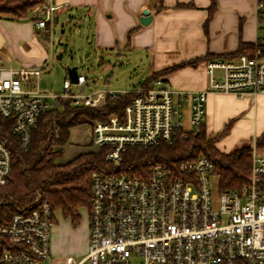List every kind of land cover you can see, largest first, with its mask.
Here are the masks:
<instances>
[{"label": "built area", "instance_id": "1", "mask_svg": "<svg viewBox=\"0 0 264 264\" xmlns=\"http://www.w3.org/2000/svg\"><path fill=\"white\" fill-rule=\"evenodd\" d=\"M56 9L52 0H46L32 13L40 16L36 26L47 31L51 50ZM257 9L264 25V2H258ZM46 63L0 64V187L8 184L12 170L3 125L27 151L33 129L59 98L98 108L131 92L86 91L88 78L79 72L76 83L70 76L64 80L61 94L42 91L39 82ZM206 70L204 89L174 88L159 77L150 87L133 91L122 116L111 114L92 125L94 151L105 148L106 161L115 167L92 174L88 251L78 261L67 257L65 264H130L133 256L140 264H264V153L256 141L249 177L236 190L219 189L215 164L205 156L155 162L140 176L116 169L127 146L171 144L179 131L186 135L201 127L209 92L239 98L264 94V37L258 38L252 54L208 60ZM54 212L37 197L33 207L18 211L8 225L0 226L4 239L0 264H53Z\"/></svg>", "mask_w": 264, "mask_h": 264}, {"label": "crops", "instance_id": "2", "mask_svg": "<svg viewBox=\"0 0 264 264\" xmlns=\"http://www.w3.org/2000/svg\"><path fill=\"white\" fill-rule=\"evenodd\" d=\"M260 1L264 2L52 0L60 16L81 17L80 21L88 27L91 33L89 37L92 35V45L97 52L113 53L120 57L127 53L135 63L136 60L143 63L146 57L148 76L145 80L159 70L197 59L196 63L160 76L172 87L186 90L207 87L208 60L230 59L240 50L247 53L251 51V46H255L258 38L262 37L257 9ZM148 15H152L151 21L142 24L140 17ZM40 36L46 41L47 31L38 28L34 22L0 16V62L13 67L42 66L45 62L47 65L54 52L47 48ZM143 85L141 83L137 88L121 90L147 88ZM248 100H264V94L256 98H239L233 94L209 92L204 131L209 135L221 133L225 124L240 110L235 105ZM233 149V143H226V147L220 151L229 152ZM57 211L62 220L60 224H73L71 217L64 216L60 209ZM57 231L55 237L59 235L60 230ZM60 249L57 243L51 244L52 252H60Z\"/></svg>", "mask_w": 264, "mask_h": 264}, {"label": "trees", "instance_id": "3", "mask_svg": "<svg viewBox=\"0 0 264 264\" xmlns=\"http://www.w3.org/2000/svg\"><path fill=\"white\" fill-rule=\"evenodd\" d=\"M45 2L46 0H0V16L19 21L30 20L36 24L40 16L34 17L32 13ZM259 22L263 28L262 18H259ZM253 49L254 46H251L249 53L240 50L236 55L252 54ZM197 61L189 60L159 70L143 81V87H150L161 75ZM134 96L133 91L117 95L98 108L75 105L69 98H59L57 106L44 113L33 129L31 145L27 151L19 148L9 126L3 125L2 136L11 151L12 170L8 184L0 187V226L8 225L18 211L33 207L37 197L49 203L52 210L60 209L64 216L71 217L72 222L77 223L80 219L79 209L91 203L92 174L111 169L115 165L106 161L105 148L83 152L66 163H57L56 160L62 154L73 127L105 121L111 114L122 116L124 108ZM232 123L233 121H229L226 124L221 135L229 131ZM203 126L202 124L186 135L179 131L171 144L161 142L149 147L127 146L116 169L120 173L140 176L155 162L174 163L179 159L205 156L215 164L220 190L239 189L249 177L251 146L244 145L222 152L216 147L218 135L208 136ZM257 141L264 143V139ZM3 242L4 239L0 236V243Z\"/></svg>", "mask_w": 264, "mask_h": 264}, {"label": "rangeland", "instance_id": "4", "mask_svg": "<svg viewBox=\"0 0 264 264\" xmlns=\"http://www.w3.org/2000/svg\"><path fill=\"white\" fill-rule=\"evenodd\" d=\"M80 20L79 16L70 18L60 16L57 11L55 12L52 37L54 53L42 70L40 89L51 94H61L64 91V80L69 77V67H77L79 73H84L87 76L86 91L109 87L118 90L139 87L148 76V70L145 68L146 57H144L143 63L136 60L137 66L127 53L120 57L113 53L97 52L92 45V35L89 37L91 33H89L88 27L84 26ZM261 31V36L264 37V27L261 28ZM40 39L50 49L49 36L46 41L41 36ZM59 54L61 58L58 57ZM0 64L8 66L5 62H0ZM73 88L76 89V85ZM235 106L240 110L229 120L233 123L227 133L221 135L223 128L221 133L206 134L208 136L218 135L216 143L219 150L224 149L226 143H233L236 148L244 145L252 146L256 141L259 151L264 153V143L261 144L257 141V139H264V100L256 102L248 100ZM187 127H189L188 123ZM96 149L97 147L92 143L91 124L83 123L70 130L69 140L56 161L57 163H66L83 152ZM87 209L88 206L79 209L80 219L77 223L72 222L73 224H60L62 222L60 212L57 211L58 209L55 210L51 244L57 243L61 249L60 252L51 251L53 264H58V261H60L59 264H65V260L69 256L78 261L87 253L89 240ZM56 218H58V224H56ZM57 230L60 232L55 237V234L58 233ZM130 264H140V259L133 256L130 259Z\"/></svg>", "mask_w": 264, "mask_h": 264}, {"label": "water", "instance_id": "5", "mask_svg": "<svg viewBox=\"0 0 264 264\" xmlns=\"http://www.w3.org/2000/svg\"><path fill=\"white\" fill-rule=\"evenodd\" d=\"M152 19V15H148V16H141L140 17V21L142 22V24H149V22ZM59 58H61V55L58 56ZM68 74L71 78V81L73 83H76L78 81V70L77 67H69L68 68Z\"/></svg>", "mask_w": 264, "mask_h": 264}]
</instances>
